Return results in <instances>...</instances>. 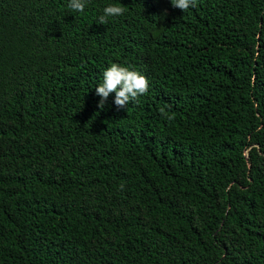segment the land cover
Here are the masks:
<instances>
[{"label":"trees","instance_id":"trees-1","mask_svg":"<svg viewBox=\"0 0 264 264\" xmlns=\"http://www.w3.org/2000/svg\"><path fill=\"white\" fill-rule=\"evenodd\" d=\"M69 4L0 0V264H264V0Z\"/></svg>","mask_w":264,"mask_h":264},{"label":"clouds","instance_id":"clouds-1","mask_svg":"<svg viewBox=\"0 0 264 264\" xmlns=\"http://www.w3.org/2000/svg\"><path fill=\"white\" fill-rule=\"evenodd\" d=\"M87 0H70L69 7L74 11L83 12ZM173 8L187 11L195 7V0H171ZM124 8L110 5L104 9V15L100 17V24H105L106 17L123 15ZM149 81L138 71L130 70L128 67L118 63H112L103 72V81L96 87V95L101 98L98 108L103 109L110 95L115 94L114 104L118 109H126L131 101L148 92Z\"/></svg>","mask_w":264,"mask_h":264}]
</instances>
